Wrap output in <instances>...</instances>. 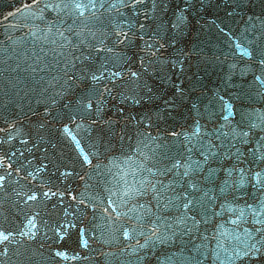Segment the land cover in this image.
<instances>
[{
    "label": "water",
    "instance_id": "water-1",
    "mask_svg": "<svg viewBox=\"0 0 264 264\" xmlns=\"http://www.w3.org/2000/svg\"><path fill=\"white\" fill-rule=\"evenodd\" d=\"M92 2L0 0V231L26 233L0 264H244L261 227L245 205L264 193L249 175L264 180V0ZM216 129L248 133L221 136L241 159L185 168Z\"/></svg>",
    "mask_w": 264,
    "mask_h": 264
},
{
    "label": "snow or ice",
    "instance_id": "snow-or-ice-1",
    "mask_svg": "<svg viewBox=\"0 0 264 264\" xmlns=\"http://www.w3.org/2000/svg\"><path fill=\"white\" fill-rule=\"evenodd\" d=\"M32 2L35 4V3H37V0H32ZM139 2H140V0H132L133 6H136ZM88 6L95 8L97 5L95 3H93L92 0H89L88 5H86L83 2H75V0H73V3L71 5V7H73L76 10H80V11H83ZM25 7H28V5H25ZM46 7L47 8H53V7L59 8V7H61V5L48 4V5H46ZM68 7H69V4H63V8H68ZM9 15H11V13ZM251 19H252V17L250 16L249 20H251ZM175 26L178 27V25H175ZM141 27L143 28V25H141ZM59 35L63 36V33H59ZM259 62L261 64H264V50L261 51V59ZM117 75H119V73H117ZM133 75L135 76V75H137V73H133ZM92 79L94 81H96L98 79V77L95 74H93ZM105 91H107V89H105ZM85 107L91 108L92 107L91 101L86 102ZM221 127H223V125ZM197 130H199V129H197ZM215 131H216V133H220V129H216ZM222 135L231 136L232 141H236L237 135H240V136L245 137V139L240 140L239 143L241 145H246L248 143V140H247L248 133H246V132L236 133L233 131V132H229V133H220V135H215V139L221 140ZM8 139H11V137H8ZM200 139L203 140V137H200ZM222 147H224L222 140H221V144L217 145V144L213 143L212 139H208L206 144H203V143L199 144V148L204 150L203 152L200 153L201 156L204 157V159L201 161H193L191 164H188L186 162L184 167L189 169V170H199L200 172H204V165H207L209 163L210 158H215L218 155H222L225 158H230L232 155H235L236 159L240 160L241 157L244 155L242 148L236 147L235 143H229L227 145L226 150L223 153L220 152V149ZM256 147H257V149L264 148V142L257 141ZM233 148H235L234 153L232 152ZM185 150L189 153H191L193 151L192 148H186ZM248 151L251 152V149H248ZM252 155L254 157L253 162H255V158L257 156V153H252ZM8 159H9V157L6 153L3 155H0V166H3L4 162L7 161ZM84 159L88 160V157L85 155ZM259 159L261 161H264V153H261L259 155ZM88 162L91 163V161H88ZM179 165H180V161L176 160L175 163L173 164V168H176ZM11 167H12L11 163H8L7 168H11ZM189 170H185L182 173V175L185 177L189 176ZM16 171H19V169H17ZM170 171H171V169H170ZM217 171H218V169L209 168L207 175H205L203 177V179L208 181L209 183L214 182L216 179H218V177L216 175ZM223 171L225 173H227L228 177H231L232 172L236 171V168H225V169H223ZM239 171L241 173H243L245 171V169L241 168V169H239ZM8 175H10V173ZM249 175L254 177L255 180L259 183L260 189H264V180H262V172H260V171L250 172ZM5 180H6V175H0V184H3V182ZM241 182L243 183V177L241 178ZM248 182L252 183V181H248ZM189 184H190L191 188H193V189L197 188L196 183L189 181ZM221 184L223 185V187L220 188V192H222V193L227 191L228 188H233V185L229 179L222 180ZM253 187L255 188L256 185L254 184ZM153 188L155 191V186H153ZM233 190H235V189L233 188ZM44 195H47V193H44ZM61 195H63V193H61ZM183 195L185 197H187L189 195V193L187 191H185L183 193ZM205 195H206V193H205ZM155 196L159 197L160 199H165V197L159 191H155ZM28 199L29 200H35L36 194L33 193L31 196H28ZM255 199H256V203L259 205V211L257 210V207H254L252 204H246L245 207L247 209H249L251 213L255 214L253 216L254 224H259V225H261V227L254 228L255 233L258 234V236H259V238L255 240V243L249 245L247 243V241L241 242L244 244V247L247 249L246 251L239 254V258L244 262V264H253V262H254V264H264V217L261 216V213H264V193H262L259 198H255ZM193 203H200V202L199 201H193V200L189 199L187 201V203H183L182 206L184 208H189V205H192ZM167 206L168 205L166 204L165 207H167ZM221 207H223V205H221ZM243 215H244V213L241 212V216H238L236 218L237 221H239ZM193 219H195V217H193ZM34 220H35V217L28 219L27 224L29 226L35 227ZM29 230H31V229H29ZM6 231L7 230L0 231V243L9 242L10 237H13L14 235H19L20 237H23L26 235V233L22 232V231L15 233V234L11 231H7V234H5ZM252 232H253V229H249L247 232L244 233V235L247 236L248 239H252L253 238L251 235ZM123 235L127 236L128 232H126V231L123 232ZM6 252H7V248H5V253ZM63 254L64 253H59V255H63Z\"/></svg>",
    "mask_w": 264,
    "mask_h": 264
}]
</instances>
